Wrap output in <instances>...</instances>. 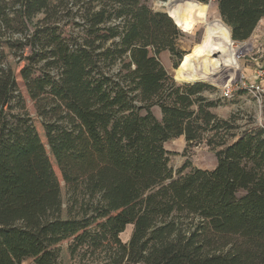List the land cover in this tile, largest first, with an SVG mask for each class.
<instances>
[{"label":"trees","instance_id":"16d2710c","mask_svg":"<svg viewBox=\"0 0 264 264\" xmlns=\"http://www.w3.org/2000/svg\"><path fill=\"white\" fill-rule=\"evenodd\" d=\"M217 3L233 41L264 19V0ZM172 18L142 0H0V264H63L65 241L97 264H264V127L238 132L211 86L169 75L163 52L180 71L191 57ZM182 136L216 167L175 177L165 144Z\"/></svg>","mask_w":264,"mask_h":264},{"label":"rangeland","instance_id":"374dc122","mask_svg":"<svg viewBox=\"0 0 264 264\" xmlns=\"http://www.w3.org/2000/svg\"><path fill=\"white\" fill-rule=\"evenodd\" d=\"M167 1L169 0H142V3L154 11L167 12L172 15L169 8L160 6L161 3ZM192 1L203 5L206 10L202 15H199L195 10L188 11L187 22L190 24L189 27L184 29L178 26L182 31L178 46L187 54L186 56L191 55L189 62L183 71H180L179 68L174 69L175 60L166 51L160 56L162 64L178 84L185 83L187 81L185 75L192 73L191 78L197 83L211 86L213 90L205 92V96L219 102L214 113L223 119L236 116V124L239 126L238 132L246 128L264 127V94L259 95L248 89L251 84L264 86V19L260 21L250 39L244 42H233L230 39L228 26L220 16L217 0ZM215 40L216 48L212 49L214 52H212V60L215 59L218 64L212 66V68L215 67L214 72H212L214 73V81H212L204 78L202 67L211 61L210 56H208V47ZM225 65L230 66L226 67ZM208 68L211 69V66ZM260 73H263L262 77L257 78ZM228 90L231 92L230 98L225 97ZM23 93L26 98L27 111L36 118L33 102L25 90ZM153 111L158 118H161L159 108H154ZM37 125L40 126L39 122ZM165 148L170 152L169 166L175 172V177H178L176 172L186 163L190 166L184 173L190 172L193 168L212 170L217 165L215 152L205 142L188 145L185 137L182 136L168 141ZM55 171L63 185L59 170L55 168ZM132 230V227H128L121 234L120 237L123 242L129 241ZM68 244V241L61 244L63 264H97L94 259L82 260L81 257L72 259L67 252ZM22 264L35 263L32 259H27Z\"/></svg>","mask_w":264,"mask_h":264},{"label":"bare ground","instance_id":"6f19581e","mask_svg":"<svg viewBox=\"0 0 264 264\" xmlns=\"http://www.w3.org/2000/svg\"><path fill=\"white\" fill-rule=\"evenodd\" d=\"M160 6L169 8L170 12L172 13V15H170V14L169 15L171 17L173 16L174 17L173 19H175L174 21H176L178 26L181 28H184V29H187L190 25L187 22L188 21V11L195 10V11H197V13L199 15H202L206 10L203 5L195 3L192 0H174V1L169 0L167 2L161 3ZM229 33H230V30H229ZM230 39L232 40L231 34H230ZM208 48H209L208 56H210L211 61L207 62L206 66L202 67V69H203V73H204V78L207 80L214 81V75H213L214 73H212V72H214L215 67L212 68V66H214L215 64H218V62L215 59L212 60V52H213L212 49L216 48V40L213 41L212 43H210ZM216 59H217V57H216ZM208 66H211V69L208 68ZM225 66L229 67L230 65H225ZM192 75H193L192 73H187L185 75L186 80L187 81L193 80L191 78ZM187 84H189V83H187Z\"/></svg>","mask_w":264,"mask_h":264},{"label":"built area","instance_id":"2783aa9c","mask_svg":"<svg viewBox=\"0 0 264 264\" xmlns=\"http://www.w3.org/2000/svg\"><path fill=\"white\" fill-rule=\"evenodd\" d=\"M262 75H263V73L258 74V77L257 78L262 77ZM244 86H246L245 83H244ZM248 89H251L253 92H255V93L259 94V95H262V93L264 94V86L262 84H251V86H249ZM225 97L226 98H230L231 97L230 90H228L225 93Z\"/></svg>","mask_w":264,"mask_h":264},{"label":"water","instance_id":"95a60500","mask_svg":"<svg viewBox=\"0 0 264 264\" xmlns=\"http://www.w3.org/2000/svg\"><path fill=\"white\" fill-rule=\"evenodd\" d=\"M165 13H167V12H165ZM168 14V13H167ZM169 15V14H168ZM170 16V15H169ZM171 17V16H170ZM172 18V17H171ZM173 19V18H172ZM173 21H174V19H173ZM175 22V21H174ZM176 23V22H175ZM176 25L178 26V24L176 23ZM228 29L230 30V28L228 27ZM230 34H231V31H230ZM231 38H232V36H231ZM233 40V39H232ZM234 42V41H233ZM183 60H184V58L181 60V63H180V65L182 64V62H183ZM180 65H179V67H180Z\"/></svg>","mask_w":264,"mask_h":264}]
</instances>
